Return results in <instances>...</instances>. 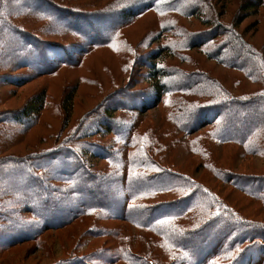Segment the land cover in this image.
Listing matches in <instances>:
<instances>
[{"label":"trees","instance_id":"trees-1","mask_svg":"<svg viewBox=\"0 0 264 264\" xmlns=\"http://www.w3.org/2000/svg\"><path fill=\"white\" fill-rule=\"evenodd\" d=\"M239 1L229 23L213 18L211 0H0V85L72 67L77 53L124 38L134 18L151 11L158 19L156 48L142 50L141 39L121 62L128 76L136 64L146 68L152 98L120 89L97 119L63 120L55 147L24 154L6 146L36 124L44 93L31 107L0 110V250L40 245L43 232L91 217L85 233L103 243L55 264H264V173L240 172L238 164L264 162V42L238 29L264 0ZM192 17L210 31L188 32L182 20ZM165 34L173 39L160 44ZM194 48L240 76L231 86L211 76L192 61ZM167 57L175 62L163 63ZM119 93L127 100H115ZM63 101L69 113L72 93ZM159 106L163 113H146ZM192 158V171L179 162ZM207 181L229 185L254 208L231 203ZM114 221L132 230L103 224Z\"/></svg>","mask_w":264,"mask_h":264},{"label":"rangeland","instance_id":"rangeland-1","mask_svg":"<svg viewBox=\"0 0 264 264\" xmlns=\"http://www.w3.org/2000/svg\"><path fill=\"white\" fill-rule=\"evenodd\" d=\"M211 1L214 6L212 10L213 18L215 16L218 19L230 23L235 21L236 14H240V12H238L239 0ZM207 12L208 9H204L203 15H207ZM200 20L201 19L198 17L187 18L182 20V24L189 28L187 29L188 32L202 35L204 33L200 32H205L209 29L206 28V25L202 24ZM157 22V17L149 11L123 25V31L119 33V35L124 33V38H109V43L107 44L102 43L100 45H94L86 51L77 53L75 56L76 62L72 67L58 66L59 68L56 69V72L33 76L19 86L11 83L0 85V110L19 109L34 96L36 97L41 95L42 92L44 93L43 106L41 107L36 124L30 126L23 136L18 137V139L20 138L18 141L11 142L6 146V153L24 154L30 151H48V147L52 146L53 148L56 146V136L60 131L63 120H69L71 125L82 117H94L97 119L102 109L100 105L106 102L108 98L112 99V95L120 89L132 93L133 96H138L139 100H141L143 96L152 98L149 92V88L151 91V84L148 83L145 74L146 68L141 64H136L133 67V73L128 76L127 73L121 70V62L124 61L126 55L131 54L133 51L132 48L136 46L141 39L145 40L144 44H148V47H142V50L150 53L156 48L155 45L158 40L156 41L153 37L157 34ZM102 24V22L100 24H95L97 32H100L102 29ZM238 29L240 32H243L244 37L248 41L256 44L263 43L264 6H259L256 15L245 17L238 25ZM146 34L147 37L142 38ZM164 36L165 38L159 39L160 44L167 43L169 40L173 39L169 34H165ZM69 39H72V42L77 44L84 41V38ZM50 40L62 43V41L57 38H50ZM12 46V44L5 46L6 50H9ZM191 54L193 56L191 59L195 65L207 71L211 76L222 79L226 85L231 86L230 77H232L233 74L240 76L237 72L224 69L213 60L205 58L195 48L191 50ZM142 59L144 61L148 58L143 57ZM17 60L16 58L15 61ZM174 62V59H169L168 57L163 61L165 64H173ZM186 68L192 69L193 66L188 64ZM27 71L25 68H17L15 70L18 74H29L26 73ZM117 87L119 88L117 89ZM142 92H144L143 96L140 95ZM70 93H72V106L68 113V103L63 100L64 95ZM126 96L125 94L119 93L113 98L117 101L120 99L127 100ZM137 101L138 100H134L128 103H136ZM33 104H37L36 101H33L32 104L31 102L27 103L30 107ZM154 110L163 113L160 106L156 109H148L146 113H155ZM146 123L149 124L150 120L147 119ZM61 139L62 137L60 140ZM10 145L12 146L10 147ZM228 155V152H226L223 159ZM195 160L196 159L192 158V164L191 159L188 161H186V159H181L179 162L183 163L187 170L192 171L194 169ZM239 161L240 172L255 174L264 173V162L258 157ZM46 162V160H43L44 164ZM60 170L63 169L57 168L56 171L58 172ZM198 176L200 175L198 174ZM208 183L225 199L227 197L231 203H236L246 211L254 208L249 205L247 200L244 199V196L229 185L226 186L216 182V185L213 184V182ZM91 222L92 218L88 217L73 221L58 230L45 231L37 239L40 245L26 241L14 245L7 250H0V264H45L49 262L50 264H55L58 260L68 261L76 255L80 256L85 253L87 254L89 250L103 243L101 238L94 239L85 233L87 226ZM103 224L108 226L122 225V230L125 233L127 232L126 230H132L125 222L114 221L104 222ZM126 227L127 229H125ZM133 246L135 247V244Z\"/></svg>","mask_w":264,"mask_h":264}]
</instances>
